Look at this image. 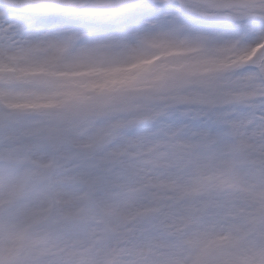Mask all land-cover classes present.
I'll return each mask as SVG.
<instances>
[{
    "label": "snow or ice",
    "instance_id": "1",
    "mask_svg": "<svg viewBox=\"0 0 264 264\" xmlns=\"http://www.w3.org/2000/svg\"><path fill=\"white\" fill-rule=\"evenodd\" d=\"M0 264H264V0H0Z\"/></svg>",
    "mask_w": 264,
    "mask_h": 264
}]
</instances>
